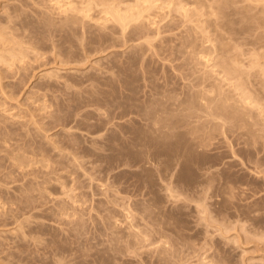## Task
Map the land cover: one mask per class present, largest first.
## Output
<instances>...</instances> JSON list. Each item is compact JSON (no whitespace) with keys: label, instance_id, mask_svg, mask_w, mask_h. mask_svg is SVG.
<instances>
[{"label":"rangeland","instance_id":"374dc122","mask_svg":"<svg viewBox=\"0 0 264 264\" xmlns=\"http://www.w3.org/2000/svg\"><path fill=\"white\" fill-rule=\"evenodd\" d=\"M56 1L0 0V264H264V0ZM103 8L139 20L122 34ZM227 84L260 99L248 129L191 109Z\"/></svg>","mask_w":264,"mask_h":264},{"label":"bare ground","instance_id":"6f19581e","mask_svg":"<svg viewBox=\"0 0 264 264\" xmlns=\"http://www.w3.org/2000/svg\"><path fill=\"white\" fill-rule=\"evenodd\" d=\"M58 1H59V3H60V2H63V4H65V5H63V6H67V3H68V2H67V3H64L65 0H64V1L57 0L56 3H58ZM67 1H68V0H67ZM81 1H83V0H81ZM92 1H94V0H92ZM97 1H98V0H97ZM102 1H103V0L98 1V2L100 3V5H103V4L101 3ZM105 1H106V0H104L103 3H104V4H107V3H106L107 1H106V2H105ZM108 1H110V0H108ZM116 1H117V0H116ZM135 1H138V0H135ZM135 1H134V2H135ZM144 1H145V0H144ZM154 1H156V0H154ZM245 1H247V0H245ZM255 1H257V0H255ZM260 1H262V0H259L258 2H260ZM88 2H89V1H88ZM112 2H113V1H112ZM132 2H133V1H132ZM138 2H139V1H138ZM146 2H147L148 4H146L145 9H146V10H147V9H148V10H149V9H150V10L153 9V8H152V4H151L153 1H152L151 3H149L150 1H145V3H146ZM171 2H172V1H171ZM214 2H216V1L214 0ZM251 2H252V1H251ZM82 3H83V2H82ZM84 3H85V1H84ZM115 3H116V2H115ZM115 3H114V4H115ZM119 3L124 4V3H122V2H119ZM145 3H144V4H145ZM164 3H165V2H164ZM172 3H173V2H172ZM199 3H200V2H199ZM222 3H223V2H222ZM246 3H248V2H246ZM256 3H257V2H256ZM68 4L70 5V3H68ZM89 4H90V3H89ZM93 4H94V3H93ZM93 4H92V5H93ZM108 4H109V3H108ZM121 4H120V5H121ZM144 4H143V6H144ZM180 4H181V3H180ZM251 4H252V3H251ZM57 5H59V4H57ZM71 5H72V4H71ZM79 5L81 6V4H79ZM94 5H95V4H94ZM109 5H110V4H109ZM111 5H113V4H111ZM128 5H130V4H128ZM140 5H141V4H140ZM153 5H154L153 7H155V4H153ZM168 5H169V4H168ZM199 5H200V4H199ZM215 5H216V3H215ZM59 6H60V5H59ZM80 6H79V7H80ZM86 6H87V4L85 5V7H86ZM96 6H97V5H96ZM103 6H108V5H103ZM118 6H119V5H118ZM118 6H117V7H118ZM123 6H125V5H123ZM131 6H132V5H131ZM133 6H134V5H133ZM143 6H142V7H143ZM179 6H180V5H179ZM68 7L70 8V10H72V8H71L70 6H67V8H68ZM112 7H113V6H112ZM121 7H122V6H121ZM129 7H130V6H129ZM135 7H136V6H135ZM174 7H175V6H174ZM174 7H173V8H174ZM180 7H181V6H180ZM56 8H57V7H56ZM59 8H61V7H59ZM63 8H65V7H63ZM67 8H65V11L69 9V8H68V9H67ZM74 8H75V6H74ZM76 8H77V7H76ZM82 8H84V7H82ZM87 8H89V7L87 6ZM90 8H91V7H90ZM108 8H109V6H108ZM108 8L106 9V10H107L106 12L104 11L105 8L102 9V10L104 11V15L108 17V20H110V23H113V24H117V25H118V27L120 28V31L122 32V34H123L124 32H126L127 29L132 28V27H131V22H133V21L136 20V19L139 20V18H136L137 16L134 17V15H131V14L129 15V14H128V13H131L132 10H131L130 12L127 11L128 13H123L120 9L115 8V9H117V10H115V9L113 8L114 10H112V9H109V10H108ZM119 8H120V7H119ZM122 8H123V7H122ZM126 8H128V7H126ZM143 8H144V7H143ZM209 8H210V7H209ZM215 8H216V7H215ZM124 9H125V8H124ZM129 9H131V8H129ZM185 9H186V8H185ZM222 9H223V8H222ZM57 10H58V9H57ZM70 10H69V11H66V12H69V14H72V15H73L74 12H73V11L70 12ZM81 10H82V9H81ZM126 10H127V9H126ZM126 10H124V11H126ZM134 10H136V13H139L137 9H134ZM142 10L144 11V9H142ZM160 10H161V9H160ZM214 10H215V9H214ZM65 11H64V12H65ZM79 11H80V10H79ZM79 11L76 10L75 13H78ZM108 11H109V12H108ZM120 11H121L122 13H121ZM196 11H197V10H196ZM208 11H209V10H208ZM211 11H212V10H211ZM58 12H59V11H58ZM85 12L87 13V12H90V11H85ZM133 12H135V11H133ZM133 12H132V13H133ZM141 12H142V11H141ZM148 12H149V11H147V13H148ZM161 12H163V11H161ZM178 12L181 13V10L179 11V8H178ZM189 12H190V11H189ZM200 12H201V11H200ZM106 13H107V14H106ZM144 13H145V12H144ZM147 13H146V14H147ZM182 13L185 14V13H187V12L184 11V12H182ZM78 14H79V13H78ZM82 14H84V16H80V15H82ZM209 14H210V13H209ZM212 14L214 15V13H212ZM212 14H211V16H213ZM87 15H88V13L85 14V13H83V11H82V12L79 14V17H80V18H77V17H78L77 15H74L73 17L70 16V18H72V19H77V20H75L76 22H72L70 19H69V21H70L71 25H73L74 23H77V22L80 23V22L84 19V17L87 18ZM94 15H95V14H94ZM137 15H138V14H137ZM140 15H143V13L140 14ZM181 15H183V14H181ZM197 15H198V14H197ZM221 15H222V14H221ZM76 16H77V17H76ZM100 16H101V15H100ZM132 16H133L134 18H136V19H133ZM201 16H202V14H201ZM81 17H83V19H82ZM89 17H90V16H89ZM138 17H139V16H138ZM197 17H198V16H197ZM213 17H214V16H213ZM67 18H68V17H67ZM182 18H183V17H182ZM182 18H180V19H182ZM210 18H211V17H210ZM210 18H209V19H210ZM79 19H80L81 21H80ZM95 19H96V18H95ZM102 19H103V18H102ZM141 19H142V16H141ZM164 19H165V18H164ZM184 19H185V17H184ZM190 19H191V17H190ZM207 19H208V18H207ZM63 20H64V19H63ZM84 20H85V19H84ZM86 20H87V19H86ZM108 20H105V22H108ZM138 20H136V21H138ZM145 20H146V19H145ZM221 20H222V19H221ZM66 21H67V20H66ZM103 21H104V20H103ZM186 21H187V20H186ZM141 22H142V20H141L139 23H141ZM188 22H189V21H188ZM238 22H240V21H238ZM72 23H73V24H72ZM92 24H93V23H92ZM190 24H192V23H190ZM74 25H75V24H74ZM78 25H79V24H78ZM81 25H82V24H81ZM96 25H97V24H96ZM132 25H133V24H132ZM134 25H135V24H134ZM186 25H187V24H186ZM102 26H103V25H102ZM102 26H101V27H102ZM112 26H113V25H112ZM139 26H140V25H139ZM133 27H136V25L133 26ZM140 28H141V27H140ZM133 29H134V28H133ZM232 31H233V30H232ZM139 33H140V32H139ZM244 33H245V32H244ZM216 34H217V33H216ZM219 34H220V33H219ZM222 34H223V33H222ZM214 35H215V34H214ZM73 36H74V35H73ZM157 36H158V35H157ZM218 37H219V36H218ZM156 38H157V37H156ZM221 38H222V37H221ZM208 39H209V38H208ZM71 40H72V39H71ZM119 40H120V39H119ZM148 40L150 41V39H148ZM148 40H147V41H148ZM218 40H220V39H218ZM221 40L223 41V39H221ZM221 40L218 41V42L222 43ZM0 41H1V40H0ZM99 41H100V40H99ZM144 41H146V40H144ZM208 42H209V41H208ZM211 42H212V41H211ZM226 42H228V41H226ZM193 43H194V42H193ZM232 43H233V42H232ZM146 44L148 45L147 42H146ZM151 44H152V43H151ZM233 44H234V43H233ZM210 45H211V44H210ZM64 46H65V45H64ZM218 46H219V45H218ZM220 47H223V46L220 45ZM231 47H232V46H231ZM81 48H82V47H81ZM148 48H149V47H148ZM151 48H152V47H151ZM209 48H210V47H209ZM227 48H228V47H223V49H225V50H227ZM190 49H191V48H190ZM216 49H217V48H216ZM219 49H221V48H219ZM223 49H221V50L223 51ZM193 50H194V48H193ZM193 50H191V51L193 52ZM207 50H208V49H207ZM217 50H218V49H217ZM217 50H216V51H217ZM221 50H220V52H221ZM230 50H231V48H230ZM235 50H236V49H235ZM11 51H12V50H11ZM191 51H189V52H191ZM208 51H209V50H208ZM15 52H17V51H15ZM187 52H188V51H187ZM196 52H197V50H196ZM204 52H205V51H204ZM209 52H210V51H209ZM217 52H219V50H218ZM220 52H219V53H220ZM226 52H227V51H223V52H221V53H226ZM233 52H234V51H233ZM17 53H18V52H17ZM199 53H200V52H199ZM213 53H214V52H213ZM231 53H232V52H229V54H227V55L229 56ZM2 54H3V53H2ZM67 54H68V53H67ZM189 54H190V53H189ZM205 54H207V53H205ZM214 54H215V53H214ZM214 54H213V55H214ZM18 55H19V53H18ZM20 55H21V54H20ZM20 55H19V57H20ZM208 55H211V54H208ZM219 55H220V54H219ZM239 55H240V54H239ZM16 56H17V55H16ZM253 56H254V55H252V57H253ZM258 56H259V55H258ZM4 57H5V56H4ZM171 57H172V56H171ZM224 57H226V56H224ZM231 57H232V56H231ZM231 57H230V58H231ZM233 57H235V56H233ZM239 57H240V56H239ZM239 57H238V58H239ZM207 58H208V57H207ZM207 58H206L205 56H203V57L200 58V59H201V62H202V65H203V63H205L206 65H208L207 63H208L210 60H208ZM254 58H255V57H254ZM254 58H253V59H254ZM11 59H12V58H11ZM14 59H15V58H14ZM18 59H20V58H18ZM195 59H196V58H195ZM218 59H219V58H218ZM226 59H228V58H226ZM226 59H225V60L222 59V60H220V61H221V63H222L223 61H225V63H223V64L226 65L227 71H228V72L231 71V73L228 74L227 71H224V70H223V69H224L223 67H225V66H222L223 64H221L222 67L220 66V67L223 68V69H221V68H220V69L223 70L224 72H227V73H226V74H227V77L230 76L229 78H231V79H232V78L235 79V77L238 76L239 74L242 76V74H243L242 72H243V71L240 72L239 74H237V73H238V70L241 71L242 69H240V68L237 69V68H238V67H237L238 64H236V66H235V64L233 63V61H235V60H234L235 58L233 59V61H230L229 59L226 60ZM0 60H1V59H0ZM3 60H4V59H3ZM3 60H1V61L3 62ZM214 60H216V58H215ZM238 60H239V59H238ZM242 60H243V59H242ZM5 61H7V60H5ZM8 61H9V60H8ZM8 61H7V62H8ZM10 61H11V60H10ZM193 61H195V60H193ZM236 61H237V60H236ZM195 62H196V61H195ZM198 62H199V61H198ZM201 62H200V63H201ZM243 62H244V60H243ZM254 62H255V61H254ZM11 63H12V62H11ZM200 63H199V64H200ZM215 63H216V62H215ZM215 63H213V64H215ZM255 63H256V62H255ZM3 64H7V63H3ZM213 64H212V65H213ZM241 64H242V63H239V65H240L239 67L242 66ZM262 64H264V63H262ZM202 65H201V66H202ZM216 65H218V64H216ZM255 66H257V65H255ZM209 67H210V66H209ZM215 67H216V66H215ZM250 67H251V66H250ZM261 68H262V67H261ZM209 69H210V68H209ZM212 70H213V69H212ZM212 70H211V71H212ZM225 70H226V69H225ZM197 71H198V70H197ZM211 71H210V72H211ZM246 71H247V70H246ZM204 72H205V71H204ZM200 73H201V72H200ZM200 73H199V74H200ZM220 73H221V72H220ZM203 74H205V73H203ZM211 74H212V73H211ZM226 74H225V75H226ZM235 74H237V75H235ZM245 74H246V73H245ZM212 75H213V74H212ZM212 75H211V76H212ZM214 75H215V74H214ZM216 75H218V74H216ZM240 75H239V77H240ZM251 75H252V73H251ZM204 76L206 77V75H204ZM243 76H244V75H243ZM250 77H251V76H250ZM202 78H203V77H202ZM209 78H210V77H209ZM216 78L218 79L217 76H216ZM219 78H220V75H219ZM224 78H225V77H224ZM243 78L245 79V77H243ZM247 78H248V77H247ZM251 78H252V77H251ZM200 79H201V78H200ZM203 79H204V78H203ZM203 79H202V80H203ZM210 79H212V78H210ZM210 79H209V80H210ZM220 79H223V78H220ZM226 79H227V78H226ZM231 79H230V80H231ZM240 79H242V78H240ZM209 80H208V81H209ZM230 80H229V81H230ZM246 80H247V79H246ZM199 81H201V80H199ZM203 81L205 82V80H203ZM203 81H202V82H203ZM212 81H213V80H212ZM212 81H211V82H212ZM219 81H220V80H219ZM222 81H225V83L227 82V81L224 80V79H223ZM229 81H228V82H229ZM241 81L243 82V80H241ZM213 82H215V81H213ZM230 82H231V81H230ZM230 82H229V83H230ZM200 83H201V82H200ZM215 83H216V82H215ZM221 83H223V82H221ZM225 83L222 84V85L226 86ZM238 83H239V82H237L236 85H240V84H238ZM254 83H255V82H254ZM256 83H257V82H256ZM201 84H203V83H201ZM206 84H208V83H206ZM217 84H218V83H217ZM244 84L246 85L247 82L245 81ZM249 84H250V83H249ZM197 85H199V84H197ZM203 85H204V84H203ZM211 85H215V84H214V83H213V84L210 83L209 88L211 87ZM218 85H219V84H218ZM227 85H228V88H226L227 86L224 87V91H222L223 88H222V90H219L218 87H220V86H218V87H213V88H218V90H217V89H214V92H215V93L212 94L211 96H210L211 93H208L207 95H204L205 92H203L204 94H202L200 90H199V91L197 90L196 92H199L198 94H201V95H198L196 92H194V94H195V93L197 94L196 96H198V97L200 96V97H199V102L197 101L198 104H197V103H194L193 101H196V100H193V101H192V99H190L191 101L188 100V102H189V104H190L192 110H193V108H196V107H199L198 109H202V111H203V110H207V111H206V112H207L206 115L209 117V119H211V120H209V119L207 118V119H208L207 122L213 120L211 123H214V121H215V122L218 121V122L222 123V124H220L221 126L223 125V126L226 127V125L228 124V121H227L226 123L223 124V120H229V122H232V123H230V125H231V124H233V125H237V129H236V126H233V125H231V126H229V127H232V126L235 127V128H234L235 131H237L238 128H240V130H241V128H243V127L246 128V127L250 126V125H245V126H241V127H239L238 124H239V125H240V124H241V125L246 124V121H248V120H246V119H248V118H245V117H246V115L249 113V111L252 112L253 110H257V109H258V108H257V107H258L257 105L255 106V108H257V109H255V108H254V105H252V104H254L253 102L256 101L255 99H257V98H254V99H253V97H255V96H253L252 99H251L250 97H248V96L246 95V91L249 90V89H245V90H243V91H241V90H242V89H241L240 91H241V95H242L243 98L241 99V98H238V97L234 96L235 98H238V100H237V99H234L233 97H230V96H233V95H235V94L230 93V94H232V95H229V94H227V93H224L226 90H230V89H231V88L229 87V85H231V84H227ZM254 85H255V84H254ZM254 85H250V86H254ZM261 85H262V84H261ZM247 86H248V84H247ZM247 86H246V88H247ZM200 87H202V85H201ZM200 87H199V88H200ZM205 87H206V86H205ZM232 87H233V86H232ZM236 87H237V86H236ZM242 87H245V86H242ZM262 87H264V85H262ZM196 88H197V87H196ZM203 88H204V86H203ZM220 88H221V87H220ZM225 88H226V89H225ZM229 88H230V89H229ZM233 88H235V86H234ZM233 88H232V90H234ZM239 88H240V86H239ZM251 88H252V87H251ZM254 88H255V87H254ZM254 88H253V89H254ZM205 89H206V91H207V88H205ZM211 89H212V88H211ZM255 89H256V88H255ZM257 89H258V88H257ZM201 90H203V89H201ZM208 90L210 91V89H208ZM238 90H239V89H238ZM259 90H260V89H259ZM203 91H204V90H203ZM254 91H255V90H254ZM254 91H253V92H254ZM257 91H258V90H257ZM226 92H231V90H230V91H226ZM232 92H235V91H232ZM244 92H245V93H244ZM248 92H249V91H248ZM250 92H252V91H250ZM250 92H249V94H250V96H251L252 93H250ZM261 92H262V90H261ZM261 92H260V93H261ZM212 93H213V91H212ZM243 93H244L246 96H244ZM226 94H227V95H226ZM237 94H238V93H237ZM249 94H248V95H249ZM208 95H209V96H208ZM238 95H240V94H238ZM261 95H262V93H261ZM193 97H195V95H193ZM239 97H241V96H239ZM166 99H167V98H166ZM193 99H198V98H193ZM169 100H170V99H169ZM184 100H185V99H184ZM257 100H258V99H257ZM259 100H260V99H259ZM259 100H258V101H259ZM166 102H167V101H166ZM190 102H191L192 104H191ZM230 102H232V103H230ZM256 102H257V101H256ZM174 103H176V102H174ZM174 103H172V104H174ZM260 103H262V101H261ZM260 103H259V105H260ZM160 104H161V103H160ZM164 104H165V103H164ZM172 104H169V105L172 106ZM181 104H182V103H181ZM186 104H188V103H185L184 105H186ZM165 105H166V104H165ZM167 105H168V104H167ZM177 105H178V104H177ZM261 105H262V104H261ZM160 106H161V105H160ZM181 106H182V105H181ZM158 107H159V106H158ZM164 107H166V106H163V108H164ZM168 107H169V106H168ZM192 107H193V108H192ZM262 107H264V106H261V108H262ZM166 108H167V107H166ZM175 108H176V106H175ZM184 108L189 109V108L186 107V106H184ZM161 109H162V107H161ZM167 109H168V108H167ZM187 109H183V110H187ZM198 109H197V110H198ZM251 109H252V110H251ZM194 110H195V109H194ZM262 110H264V108H262ZM169 111H170V110H169ZM171 111H173V110H171ZM174 111H175V110H174ZM174 111H173V112H174ZM176 111H177V110H176ZM159 112H160V113H165V109H164V111H163V110H162V111H161V110H158V111L153 112V113H154V114H153V117L158 116V115H159ZM173 112H171V113H173ZM180 112H181V111H180ZM193 112H194V114H200L199 117H201V118H202V116H204V114H205V113H204V114H201L200 111H199L198 113H195L196 111H193ZM193 112L191 111L190 113H193ZM256 112H257V111H256ZM259 112H260V110H259ZM259 112H258V113H259ZM262 112H264V111H261V112L259 113V115H261ZM181 113H182V112H181ZM181 113L178 114L180 117H181ZM185 113L190 115V113H188V111L185 112ZM254 113H255V111H254ZM150 114H152V113H150ZM168 114H169V113H166V114H164V115H168ZM175 114H176V113H175ZM249 114H250V113H249ZM189 115H187L188 118H190V117H197V115H194V116H193V115H192V116H191V115L189 116ZM253 115H256V114H253ZM253 115H252V113H251V115H250L249 118H251V116H253ZM259 115H258V116H259ZM148 116H149V115H148ZM160 116H161V114H160ZM175 116H177V115H175ZM207 116H206V117H207ZM247 116H249V115H247ZM151 117H152V116H151ZM153 117H152V118H153ZM158 117H159V116H158ZM162 117H164V116H162ZM170 117H171V116H170ZM180 117H179V118H180ZM199 117H197V118L199 119ZM206 117L204 116L203 118H206ZM253 117H254V116H253ZM156 118H157V117H156ZM156 118H155V119H156ZM197 118H196V119H197ZM203 118H202V120H205V119H203ZM260 118L262 119V118H264V117H260ZM150 119H151V118H150ZM159 119H160V118L156 119V121L159 120ZM185 119L187 120V118H185ZM192 119H193V118H192ZM196 119H194V120L197 122L198 120H196ZM220 119H223V120H222V121H219ZM172 120H173V119H172ZM179 120H180V119H179ZM181 120H182V119H181ZM188 120H189V119H188ZM202 120H201V121L199 120L198 123H203V122L205 123V121H202ZM254 120H255V118L251 119L250 121H254ZM262 120H264V119H262ZM156 121H155V122H156ZM176 121H177V120H176ZM176 121H175V122H174V121H171V123H168V124H167L166 122H168V120H165V121H163V123H164L163 125H165V123H166V124H167V125H166L167 127H165V126L162 125L161 128H164V127H165L164 129H167V128H170V129H171V128H173V127L176 126V124H177ZM182 121H184V120H182ZM250 121H249V122H250ZM151 122H153L154 124H156L153 120H152ZM159 122H161V121H159ZM178 122H179V121H178ZM180 122H181V121H180ZM186 122H188V121H186ZM186 122H185V123H186ZM218 122H217V123H218ZM224 122H225V121H224ZM249 122H248V123H249ZM256 122H257V121H255V123H256ZM209 123H210V122H209ZM242 123H243V124H242ZM258 123H259V122H258ZM262 123H264V122H262ZM151 124H152V123H151ZM179 124H181V123H179ZM186 124H187V123H186ZM186 124H185V125H186ZM190 124H191V123H190ZM195 124H196V123H195ZM205 124H207V123H205ZM225 124H226V125H225ZM249 124H253V122H252V123H249ZM196 125H197V124H196ZM196 125H194V127H192V129H190V130H194L195 128H197V129L200 128V129H201V127H205V126H207V125H205V126H201V125H203V124H199V125L201 126V127H199V126H196ZM209 125H210V124H208V126H209ZM212 125H213L214 127L217 126L216 124H212ZM212 125H211V126H212ZM218 125H219V124H218ZM181 126H183V125L181 124ZM187 126H188V125H187ZM253 126H255V125L253 124L251 127H253ZM155 127H156V126H155ZM158 127H159V125L157 126V129H158ZM177 127H178V124H177ZM183 127H184V126H183ZM185 127H186V126H185ZM217 127H218V126H217ZM179 128H180V127H179ZM187 128H190V127H187ZM193 128H194V129H193ZM206 128H208V127H206ZM206 128H203V130L206 131L205 133L208 132ZM211 128H212V127H211ZM211 128H209V129L212 131L213 129H211ZM219 128L221 129V127H219ZM219 128H217V129L219 130ZM223 128H224V127H223ZM223 128H222V129H223ZM226 128H228V127H226ZM249 128H250V127H249ZM151 129H152V128H151ZM154 129H155V128H154ZM184 129H185V128H184ZM197 129H195V130L198 131ZM222 129H221L220 131H222ZM231 129H233V128H231ZM231 129H230V130H231ZM234 129L231 130V131L234 132ZM246 129H248V128H246ZM251 129H253V128H251ZM162 130H163V129H162ZM175 130H177V129H174V128H173V132H174ZM226 130H227V129H226ZM240 130H238V131H240ZM249 130H250V129H249ZM254 130L257 131L258 129H254ZM254 130H253V132H252L251 134H254V136H257V135H255ZM177 131H178V130H177ZM188 131H189V130H188ZM196 131H195V133H196ZM204 131H202V133H204ZM211 131H210V132H211ZM214 131H217V130H214ZM244 131H245V130H243V132L241 131L242 133H240V135L243 134V133L246 134V132H244ZM262 131H264V130H262ZM151 132H153V131H151ZM154 132H155V131H154ZM185 132H186V130H185ZM185 132H184V133H185ZM193 132H194V131H193ZM200 132H201V130H200ZM200 132L198 131V133H200ZM212 132H213V131H212ZM225 132H226V131H224L223 133H225ZM227 132L229 133L230 131L228 130ZM259 132H260V131H259ZM159 133H160V132H159ZM187 133H188V132H187ZM187 133H186V134H187ZM195 133H194V135H195ZM198 133H197V134H198ZM202 133H201L200 135H203ZM208 133H209V132H208ZM208 133H207L206 135H209ZM231 133H232V132H231ZM234 133H235V132H234ZM256 133H258V132H256ZM153 134H154V133H153ZM166 134H167V133H165V134H161V135H159V137L163 136L164 138H163V137H162V138L165 139V137L168 136V135H166ZM190 134H192V133H189V134H188L189 136H191V138L194 137L193 135H190ZM220 134H222V133H220ZM236 134H237V133H236ZM244 134H243L242 136H245V138H247V136L244 135ZM248 134H249V133H247V135H248ZM142 135H143V134H142ZM148 135L150 136V134H148ZM148 135H147V136H148ZM200 135H199V136H200ZM206 135H203V136H206ZM211 135H212V137H214V136H213V133L210 134V136H211ZM215 135H216V134H215ZM223 135H224V134H223ZM226 135H228V134H225V136H226ZM234 135H235V134H233V135H229V136H234ZM240 135H239V136H240ZM258 135H259V134H258ZM145 136H146V135H145ZM195 136H196V135H195ZM225 136H222V137H225ZM239 136H238V138H236V142H237V140H239ZM249 136H250V137H249ZM249 136H248V137H249L250 140H251V137H253V136H251L250 134H249ZM139 137H141V136H139ZM153 137H154V136H153ZM200 137H201V136H200ZM212 137H211V138L205 137V138H206V140L211 141L210 139H213ZM217 137H218V135H217ZM258 137H261V136H258ZM258 137H257V138H258ZM156 138H158V137H156ZM167 138H168V137H167ZM189 138H190V137H189ZM197 138H199V137H198V136H196V138L194 137L195 140H197ZM215 138H216V137H215ZM220 138H221V137H220ZM243 138H244V137H243ZM249 138H248V139H249ZM163 139H162V140H163ZM192 139H193V138H192ZM201 139H203V138L201 137ZM201 139H200L199 141L197 140V142H201V143L204 142V143H206L204 139H203L204 141H201ZM223 139H225V138H223ZM260 139H262V137H261ZM149 140H152V141L155 142V139H149ZM181 140H182V139L180 138V141H181ZM214 140H215V139H214ZM225 140H226V139H225ZM231 140H232V139H231ZM241 140H243V139H241ZM246 140H247V139H246ZM250 140H247V141H250ZM252 140H253V139H252ZM256 140H258V139H256ZM256 140H253V142H255ZM262 140H264V139H262ZM138 141H139V140H138ZM152 141H151V142H152ZM168 141H169V143L171 142V140H168ZM184 141H185V138H184ZM192 141H193V140L189 139V142H192ZM216 141H217V140H216ZM226 141H227V140H226ZM247 141H246V142H247ZM258 141L260 142V144H261V143H264V141H262V142H261L260 140H258ZM163 142H164V141H163ZM182 142H183V141H182ZM185 142H186V141H185ZM194 142H195V141H194ZM227 142H228V141H227ZM240 142H241V141H240ZM250 142H251V141H250ZM253 142H251V143H253ZM137 143H138V142H137ZM161 143H162V142H161ZM169 143H165V144H169ZM243 143H244V142H243ZM247 143H248V142H247ZM138 144L140 145V143H138ZM142 144H143V143H142ZM170 144H171V143H170ZM192 144H194V143H191V145H192ZM198 144H199V143H197V145H198ZM254 144H255V143H254ZM257 144H258V143L256 142V146H257ZM149 145H150V144H148V146H149ZM151 145H152V144H151ZM172 145H175V144H172ZM181 145H182V144H181ZM207 145H208V144H207ZM207 145H205V147H206ZM211 145H212V142H211ZM213 145H214V144H213ZM213 145H212V146H213ZM244 145H246V144L244 143ZM250 145H251V144H249V146H250ZM157 146H158V145H157ZM170 146H171V145H170ZM182 146H183V145H182ZM186 146L189 147V145H186ZM193 146L195 147V145H193ZM252 146H253V144H252ZM256 146H253V148L255 147L256 149H257V148L259 149V147H256ZM134 147H135V146H134ZM137 147H140V146H137ZM141 147H142V146H141ZM155 147H156V146H155ZM164 147H168V146L165 145ZM178 147H179V146H178ZM180 147H181V146H180ZM198 147L200 148L199 145H198ZM245 147L247 148L248 146L246 145ZM162 148H163V146H162ZM168 148H169V147H168ZM172 148H173V147H172ZM186 148H187V147H186ZM201 148H202V147H201ZM206 148H208V147H206ZM206 148H204V149H206ZM232 148H234V147H232ZM255 148H254V150H255ZM130 149H131V148H130ZM134 149H135V148H134ZM156 149H158V148H156ZM165 149H166V148H165ZM165 149H164V151H165ZM170 149H171V148H170ZM173 149H174V148H173ZM173 149H172V150H173ZM195 149H196V148H195ZM197 149H198V148H197ZM247 149H250V148H247ZM167 150H168V149H167ZM172 150H171V152H172ZM176 150H177V149H176ZM181 150H182V149H181ZM186 150H188V149H186ZM186 150L183 151V152H186ZM251 150H252V149H251ZM136 151H137V150H136ZM139 151H140V150H139ZM196 151H197V150H196ZM247 151H248V150H247ZM259 151H260V150H259ZM261 151H264V150H261ZM131 152H132V151H131ZM200 152H201V151H200ZM257 152H258V151H257ZM157 153H158V152H157ZM172 153H176V152H172ZM178 153H179V152H178ZM190 153H191V152H190ZM193 153H194V152H193ZM253 153H254V152H253ZM164 154H165V153H164ZM182 154H185V153H182ZM261 154H262V153H261ZM172 155H173V154H170V156H172ZM176 155H177V154H176ZM193 155H194V154H193ZM249 155H250V154H249ZM256 155H257V154H256ZM165 156H166V155H165ZM168 156H169V155H168ZM184 156L188 157L187 155H184ZM198 156H199V155H198ZM262 156H264V155H262ZM176 157H180V156L178 155V156H176ZM186 157H185V158H186ZM165 158H167V157H165ZM191 158H192V157H191ZM259 158H260V157H259ZM189 159H190V158H189ZM189 159H188V160H189ZM151 160H152V158H151ZM180 160H181V159H180ZM185 160H186V159H185ZM262 160H264V159H261V161H262ZM78 161H79V160H78ZM162 161H163V160H162ZM167 161H168V160H167ZM194 161H195V159H194ZM194 161H192V163H194ZM171 162H172V161H171ZM185 162H186V161H185ZM187 162H188V161H187ZM190 162H191V161H190ZM258 162H259V161H258ZM167 163H168V162H167ZM113 164H114V163H113ZM163 164H165V162H164ZM171 164H174V162L171 163ZM183 164H184V163H183ZM194 164H195V163H194ZM13 165H14V164H13ZM159 165H160V164H159ZM186 165H190V164L186 163ZM192 165H193V164H192ZM21 166H22V164H21ZM21 166H20V167H21ZM24 166H25V165H24ZM160 166H162V165H160ZM165 166H166V165H165ZM184 166H185V165H184ZM193 166H194V165H193ZM195 166H196V165H195ZM259 166H260V165H259ZM45 167H46V166H45ZM162 167H164V165H163ZM162 167H161V168H162ZM200 167H201V166H200ZM189 168H190V167H189ZM197 168H198V167H197ZM201 168H202V167H201ZM201 168H200V169H201ZM205 168H206V166H205ZM162 169H163V168H162ZM164 169L167 171L166 168H164ZM191 169H192V168H191ZM206 169H207V168H206ZM255 169H256V168H255ZM80 170H81V169H80ZM207 170H208V169H207ZM212 170H213V169H212ZM200 171H203V170L201 169ZM168 172H169V171H168ZM185 172H186V170H185ZM189 172H191V171H189ZM189 172H188V173H189ZM186 173H187V172H186ZM191 173H192V172H191ZM217 173H218V172H217ZM205 174H206V173H205ZM186 175H187V174H186ZM191 176H192V175H191ZM88 178H89V177H88ZM189 178H190V177H189ZM190 179H191V178H190ZM192 179H193V178H192ZM159 180H160V179H159ZM187 181H191V180L188 179ZM195 181H197V180H195ZM197 182L199 183V181H197ZM200 182H201V181H200ZM161 183H162V182H161ZM191 183H192V181H191ZM195 183H196V182H195ZM193 184H194V183H193ZM193 184H192V185H193ZM199 184H200V183H199ZM197 185H198V184H197ZM197 187H199V186H197ZM200 187H201V186H200ZM168 192H169V191H168ZM69 194H70V193H69ZM118 195H119V194H118ZM169 195H171V194H169ZM227 195H228V194H227ZM115 196H116V195H115ZM172 199H173V198H172ZM177 199H178V198H177ZM34 201H35V200H34ZM155 201H156V200H155ZM152 203H153V202H152ZM0 205H1V204H0ZM2 205H4V204H2ZM153 205H154V204H153ZM262 207H264V206H262ZM156 208H157V207H156ZM25 209H26V208H25ZM91 210H92V209H91ZM262 210H264V209H262ZM154 211H155V209H154ZM151 212H152V210H151ZM151 212H150V213H151ZM125 213H126V212H125ZM133 213H134V212H133ZM152 213H153V212H152ZM251 213H252V212H251ZM249 214H250V213H249ZM154 216H155V214H154ZM247 218H248V217H247ZM249 218H250V217H249ZM154 219H155V218H154ZM125 221H126V220H125ZM253 221H254V220H253ZM164 222H165V221H164ZM166 226H167V225H166ZM169 226H170V225H169ZM254 226H255V225H254ZM79 227H80V226H79ZM121 227H122V226H121ZM167 227H168V226H167ZM137 228H138V227H137ZM162 228H163V227H162ZM248 228H249V227H248ZM128 230H130V229L128 228ZM255 230H256V228H255ZM257 230H259V229H257ZM135 231H137V230H135ZM163 232H164V231H163ZM255 233H256V232H255ZM84 234H85V232H84ZM133 234L135 235V233H133ZM139 236H140V235H139ZM161 236H163V235H161ZM258 236H259V235H258ZM262 236H264V235H262ZM173 237H174V236H173ZM123 238H124V237H123ZM131 239H132V238H131ZM163 239H164V238H163ZM144 240H145V239H144ZM139 241H140V240H139ZM145 241H146V240H145ZM168 241H169V240H168ZM117 243H118V242H117ZM167 243H169V242H167ZM167 243H166V244H167ZM158 244H159V243H158ZM164 246H165V245H164ZM132 250H133V249H132ZM72 255H73V254H72ZM217 264H218V263H217Z\"/></svg>","mask_w":264,"mask_h":264}]
</instances>
